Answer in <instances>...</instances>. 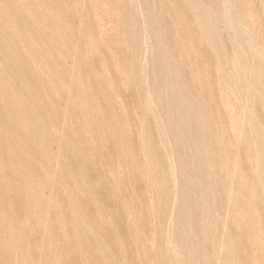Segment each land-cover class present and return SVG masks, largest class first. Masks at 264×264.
Listing matches in <instances>:
<instances>
[{
    "label": "rangeland",
    "instance_id": "rangeland-1",
    "mask_svg": "<svg viewBox=\"0 0 264 264\" xmlns=\"http://www.w3.org/2000/svg\"><path fill=\"white\" fill-rule=\"evenodd\" d=\"M22 1L0 74L43 135L0 94V264H264V0Z\"/></svg>",
    "mask_w": 264,
    "mask_h": 264
},
{
    "label": "bare ground",
    "instance_id": "bare-ground-1",
    "mask_svg": "<svg viewBox=\"0 0 264 264\" xmlns=\"http://www.w3.org/2000/svg\"><path fill=\"white\" fill-rule=\"evenodd\" d=\"M24 1V0H23ZM22 1V2H23ZM221 2H223V1H221ZM226 2V1H225ZM248 3V2H247ZM153 4V3H152ZM261 4V3H260ZM247 5V4H246ZM28 6V5H27ZM28 8H30V7H28ZM227 8H228V6H227ZM230 8V7H229ZM86 9V8H85ZM224 10H226V9H224ZM5 12H6V10L4 11V10H1L0 11V15L1 14H4L5 15ZM90 12H91V10H90ZM227 12V10L225 11V13ZM229 12V11H228ZM227 12V13H228ZM88 13V12H87ZM230 13H232L233 14V12H231L230 11ZM68 14V13H67ZM47 15V14H46ZM236 15V13H234V15L233 16H235ZM250 15V14H249ZM62 16V15H61ZM140 16V15H139ZM215 16V15H214ZM49 17V16H48ZM212 17V16H211ZM66 18V17H65ZM214 18V17H213ZM234 19V18H233ZM77 21V20H76ZM233 21V20H232ZM231 21V22H232ZM2 22V20H1V18H0V23ZM229 22V21H228ZM230 22V23H231ZM234 22V21H233ZM235 24V23H234ZM238 24H240L239 22H238ZM3 27H5V25H6V23H2L1 24ZM231 25V24H230ZM233 25V24H232ZM231 25V26H232ZM51 26H55V25H51ZM215 26V25H214ZM236 26V25H235ZM242 27V26H241ZM143 28V27H142ZM229 28V27H228ZM234 28V27H233ZM243 28V27H242ZM145 30V29H144ZM234 31H235V29H233ZM237 31V30H236ZM235 31V32H236ZM239 31V30H238ZM215 32V31H214ZM234 32V33H235ZM245 32V31H244ZM213 33V32H212ZM147 35V34H146ZM235 35H236V33H235ZM245 35V34H244ZM246 36V35H245ZM142 37H144V36H142ZM147 37V36H146ZM146 37H145V39H146ZM237 37V36H236ZM238 37H241V36H239L238 35ZM13 39V38H12ZM242 40V39H241ZM145 41V40H144ZM251 41V40H250ZM249 41V42H250ZM256 41V40H255ZM235 42V41H234ZM248 44V43H247ZM143 45H145V43L143 44ZM248 46V45H247ZM150 47V46H149ZM250 47V46H249ZM260 49V48H259ZM24 52V51H23ZM25 54H26V52H24ZM253 54H255V53H253ZM241 55V54H240ZM27 56V55H26ZM138 58H139V56H138ZM260 59H261V57H260ZM260 59H258V60H260ZM262 61V60H261ZM251 62V61H250ZM21 64H22V62H20ZM231 63V62H230ZM253 63V62H252ZM145 64V63H144ZM264 65V64H263ZM142 66V65H141ZM21 69H22V65H20L19 66ZM140 69H142V67L140 68ZM141 71V73H142V70H140ZM248 71V70H247ZM220 74V73H219ZM249 75V74H248ZM131 76V75H130ZM133 77V76H132ZM126 78V77H125ZM124 78V79H125ZM142 78H143V76H142ZM111 80V79H110ZM109 80V81H110ZM144 80H146V79H144ZM146 82V81H145ZM108 85V84H107ZM146 86V85H145ZM148 87V86H147ZM146 87V88H147ZM147 90V89H146ZM254 90V89H253ZM152 92V91H151ZM148 93V92H147ZM146 93V94H147ZM0 94H1V96H2V98H1V100H2V113H3V117L5 118V119H7L8 117L10 118V120H11V122H12V124L15 126V128H17V129H26L28 126L34 131V132H36V134H40L41 136L43 135V131L41 130V127H40V125L38 124V122H37V120L36 119H32L31 118V116L28 118L27 116H28V112L27 111H25V105H24V102H23V99H22V97L21 96H19L18 95V93L17 92H15L14 91V89H13V86H12V84H11V81H10V79L6 76V74H5V72H3V74H2V72H1V74H0ZM149 95H150V93H149ZM250 100V99H249ZM148 101V100H147ZM149 101H152V100H149ZM113 103V102H112ZM153 104V103H152ZM160 104V103H159ZM152 106V105H151ZM153 107V106H152ZM216 107V106H215ZM155 108V107H154ZM152 110V109H151ZM156 110V109H155ZM30 114V113H29ZM156 114H158V113H156ZM152 115V114H151ZM243 118V117H242ZM29 119V120H28ZM160 119V118H159ZM153 121V120H152ZM95 122V121H94ZM154 122V121H153ZM156 122V121H155ZM161 123V122H160ZM142 124V123H141ZM157 129V128H156ZM164 130V129H163ZM253 130V129H252ZM163 132H165V130L163 131ZM233 132V131H232ZM251 132H253V131H251ZM160 133V132H159ZM234 133V132H233ZM143 135V134H142ZM231 135V134H230ZM95 137V136H94ZM233 137V136H232ZM237 137V136H236ZM239 137V136H238ZM167 140V139H166ZM159 142V141H158ZM168 143V142H167ZM239 144V143H238ZM168 145V144H167ZM237 151V150H236ZM166 151L164 150V153H165ZM166 154V153H165ZM20 155V154H19ZM173 155H171V157H172ZM237 156V155H236ZM172 159V158H171ZM168 160V159H167ZM171 161V160H170ZM235 161V160H234ZM168 165H169V163H168ZM174 167V166H173ZM170 169H172V168H170ZM172 171V170H171ZM174 171V170H173ZM226 171V170H225ZM208 173V172H207ZM255 173V172H254ZM122 174V173H121ZM253 174V173H252ZM172 175V174H171ZM232 178H233V176H232ZM83 179V178H82ZM174 179V178H173ZM176 181V180H175ZM173 184H174V182H173ZM176 188V187H175ZM73 190V189H72ZM78 190V189H77ZM74 191V190H73ZM175 191V190H174ZM67 192V191H66ZM231 192V191H230ZM92 193H93V191H92ZM238 193V192H237ZM64 195V194H63ZM146 195H148V194H146ZM94 196V195H93ZM174 196H175V194H174ZM35 198H36V203H35V205L37 206V207H40L41 206V210L37 213L38 214V216H37V220H38V222L40 223V224H42V225H49L50 226V224L51 223H54V222H56V223H61V211L59 210V211H57V212H51L50 210L48 211L47 209H45V208H58L59 209V203H55L53 200L51 201V202H47V203H44V202H41L42 201V196H41V192H40V190H39V193H38V195L36 194V196H35ZM175 197H173V199H174ZM112 200V199H111ZM258 200V199H257ZM110 201V200H109ZM116 201V200H115ZM173 201V200H172ZM4 204H2V206H3ZM28 205V204H27ZM172 205H173V202H172ZM7 206H11V203H7ZM71 217H72V221H73V224H74V226H77V228H78V226H92L91 225V222L88 220V218L85 216V214L84 213H82V211H81V209H80V204L78 203V202H76V200H73L72 202H71ZM210 207V206H209ZM227 208V207H226ZM172 209H173V206H172ZM171 209V210H172ZM173 211V210H172ZM172 211H171V213L170 214H172ZM232 211V210H231ZM200 216H201V222H203V225L204 226H207V224H208V222H209V220H208V217H206V212H205V209L203 208V207H201L200 208ZM52 214H58V216L59 217H55V218H51V215ZM169 214V215H170ZM208 214V213H207ZM212 214V213H211ZM208 215H210V214H208ZM171 216V215H170ZM217 216V215H216ZM155 218V217H154ZM108 219V218H107ZM225 219V218H224ZM155 220V219H154ZM170 220V219H169ZM168 220V221H169ZM223 220V219H222ZM225 221V220H224ZM109 222V221H108ZM222 222V221H221ZM213 223V222H212ZM156 224V223H155ZM214 224V223H213ZM218 224V223H217ZM33 225H34V223H33ZM167 225V224H166ZM167 227V226H166ZM156 228V227H155ZM0 229L2 230V232H7V231H10L9 233H10V235H11V238L13 239V241L11 240L10 241V246H9V249L10 250H13L14 252H16V253H18V251L20 250V247H19V240L21 239V237H20V235H21V233H22V231H21V228H16L15 226H0ZM156 230H157V228H156ZM155 230V231H156ZM43 231H44V229H43ZM169 231V230H168ZM224 231V230H223ZM222 231V232H223ZM229 231V230H228ZM161 232V231H160ZM166 233H167V231H166ZM64 234L66 235V234H68L66 231L64 232ZM82 235H84V236H86L87 235V233L86 232H82L81 233ZM95 234V232L94 231H92L91 232V235H94ZM256 234V233H255ZM159 237V236H158ZM163 237V236H162ZM166 237H167V235H166ZM118 238V237H117ZM169 242V241H168ZM242 243V242H241ZM151 244V243H150ZM169 244V243H168ZM170 245V244H169ZM152 246V245H151ZM132 247H134V246H132ZM172 247V246H171ZM169 249H171V248H169ZM168 250V249H167ZM151 251V250H150ZM162 252V251H161ZM172 252V251H171ZM174 252V251H173ZM220 252V251H219ZM207 253V252H206ZM172 254V253H171ZM176 254V253H175ZM127 255V254H126ZM141 255V254H140ZM173 255V254H172ZM176 255H178V254H176ZM84 256L86 257H84V262H85V264H92V261L90 260V257L89 256H87V254H86V250H84ZM176 258V257H175ZM141 259V258H140ZM15 260V259H14ZM156 260V259H155ZM175 260V259H174ZM128 261V260H127ZM175 262V261H174ZM106 264V263H105ZM177 264V263H176ZM234 264V263H233Z\"/></svg>",
    "mask_w": 264,
    "mask_h": 264
}]
</instances>
